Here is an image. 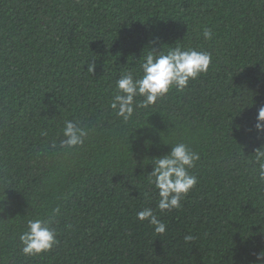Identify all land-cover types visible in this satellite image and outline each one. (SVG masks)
<instances>
[{"label": "trees", "instance_id": "trees-1", "mask_svg": "<svg viewBox=\"0 0 264 264\" xmlns=\"http://www.w3.org/2000/svg\"><path fill=\"white\" fill-rule=\"evenodd\" d=\"M176 45L210 52L208 72L121 125L115 79ZM261 105L264 0H0V264H264V185L244 163L264 144ZM64 119L95 126L85 148H49ZM180 141L200 154L197 183L161 213L143 163ZM57 205L59 243L24 255L27 220ZM145 207L163 234L137 219Z\"/></svg>", "mask_w": 264, "mask_h": 264}, {"label": "clouds", "instance_id": "clouds-1", "mask_svg": "<svg viewBox=\"0 0 264 264\" xmlns=\"http://www.w3.org/2000/svg\"><path fill=\"white\" fill-rule=\"evenodd\" d=\"M202 35L205 40H210L214 33L210 28H205ZM94 60L95 57L91 59L88 57L83 64H87L86 72L89 74L94 71ZM137 61L139 67L136 71H122L115 79L113 95L107 102L108 109L121 125H128L141 111L148 110L162 101L170 91L182 92L188 87L190 81L206 74L212 61V54L205 50L181 45L164 50L160 48L159 51L153 47L146 49L143 58L140 57ZM233 103L240 104L243 108L251 105L252 100L249 103L237 95ZM133 128L128 129L126 137ZM253 128L257 132H264V105L257 110ZM95 130L91 122L81 119H64L58 130V136L50 139L49 148L65 154L85 148ZM40 136L49 137V129H42ZM166 144L171 145L168 153L152 157L150 161L148 159L143 163L152 164L147 180L156 189L158 197L156 209L161 213L181 207L182 199L197 183V177L189 170L200 159V154L185 142ZM39 155L40 153H37V156ZM244 163L253 165L249 171L254 182L264 185V144L256 148L251 158L246 159ZM60 210V206L57 205L46 217L27 220L25 230L19 235L21 252L24 255L37 256L49 252L59 243L52 224ZM136 215L139 221H147L153 226L157 234L165 232V223L158 218L151 207L143 208ZM183 239L188 242L193 237L185 235ZM255 255L257 262H260L261 258H264V250Z\"/></svg>", "mask_w": 264, "mask_h": 264}]
</instances>
